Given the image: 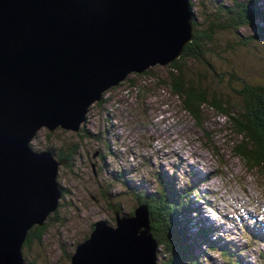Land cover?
I'll return each mask as SVG.
<instances>
[{
	"label": "rangeland",
	"instance_id": "rangeland-1",
	"mask_svg": "<svg viewBox=\"0 0 264 264\" xmlns=\"http://www.w3.org/2000/svg\"><path fill=\"white\" fill-rule=\"evenodd\" d=\"M256 1L264 10V0ZM190 2L195 26L208 28L212 39L204 48L205 63L185 59L188 76L196 85L202 82L210 101L216 96L237 114V90L245 83L264 86V37L252 24L229 27L224 6L234 11L253 0ZM165 66L149 67V74L130 73L110 87L103 101L88 106L79 130L58 126L49 132L42 126L36 131L31 148L49 150L66 162L57 171L62 193L48 215L53 219L39 241L22 246L25 264H71L76 245L96 221L115 224L113 206L130 215L140 205L139 193L169 181L175 190H186V209L177 219L185 224V242L194 245L195 264H264V219L258 215L264 210V175L234 155L242 137L227 115L204 105L198 122L183 109L162 81ZM201 227L209 229L215 249L210 240L195 237ZM219 245L233 256H223ZM162 258L167 257L157 260Z\"/></svg>",
	"mask_w": 264,
	"mask_h": 264
},
{
	"label": "water",
	"instance_id": "water-1",
	"mask_svg": "<svg viewBox=\"0 0 264 264\" xmlns=\"http://www.w3.org/2000/svg\"><path fill=\"white\" fill-rule=\"evenodd\" d=\"M190 0H0V264L54 212L62 190L44 126L77 131L88 106L130 73L177 60L193 39ZM94 223L71 264H156L147 205Z\"/></svg>",
	"mask_w": 264,
	"mask_h": 264
},
{
	"label": "trees",
	"instance_id": "trees-1",
	"mask_svg": "<svg viewBox=\"0 0 264 264\" xmlns=\"http://www.w3.org/2000/svg\"><path fill=\"white\" fill-rule=\"evenodd\" d=\"M236 5L238 6V4ZM190 7L192 8L191 2ZM224 7V11L228 13L227 25L229 27L233 26L237 29L252 24L257 27L258 34L256 35L264 37V10L256 0H253L252 4L241 3L234 11L231 8L232 6ZM192 16L193 39L185 45L181 56L177 60L165 66L166 78L162 81H165L170 90L177 95L183 109L198 122H200L199 116L204 105H209L211 108L227 115L234 130L242 137L240 142L236 143L233 148L234 155L245 161L249 170L256 169L264 175V86L245 83L237 90L241 100V112L237 114L225 108L221 99L216 96H213L210 101L208 91L203 86L200 78L196 82H201V86L194 84V81L188 76L191 71L185 59L189 58L194 63H205L204 48L209 43L207 41L212 39L208 28L202 31L197 29L194 15L192 14ZM256 20L262 21L263 24L257 25ZM150 69L148 68L143 73L149 74ZM101 101H103V98ZM198 127H200V123H198ZM171 185L172 182L170 181L168 184L161 182L157 189L138 194L139 204L147 205L150 233L156 243V264H181L187 261L194 263V245L185 242L188 237L185 234L186 227H181L185 224L177 219L181 210L186 209L184 201L186 190H175ZM113 209L123 214L117 207L113 206ZM133 213L130 215H133ZM52 219L53 217L49 216L42 226L34 225L29 229L23 244H29L33 239L39 241L47 228V224ZM208 235L209 229L201 227L196 232L195 237L200 240H210ZM210 241L213 243L211 248L215 249L217 246L216 240L211 239ZM219 246L223 256H233L225 250V245ZM160 252L161 254H159ZM159 255L167 258L157 260ZM28 264L34 263L28 262ZM235 264H239V262Z\"/></svg>",
	"mask_w": 264,
	"mask_h": 264
},
{
	"label": "bare ground",
	"instance_id": "bare-ground-1",
	"mask_svg": "<svg viewBox=\"0 0 264 264\" xmlns=\"http://www.w3.org/2000/svg\"><path fill=\"white\" fill-rule=\"evenodd\" d=\"M88 110H89V109H87V110H86V113H85V120H86V115H87V113H88ZM85 120H83V121L80 123V125H81ZM79 128H80V127H79ZM78 130H79V129H78ZM35 136H36V135H35ZM35 136H34V137H35ZM32 140H33V139H32ZM32 140H31V141H32ZM179 159H180V162H183L182 160L184 159V157L182 158V157L179 156ZM181 159H182V160H181ZM187 165H188V163H187ZM190 166H192V165H190ZM261 204H262V202H261ZM259 208H260V207H259ZM260 212H261V213H259V214H262V212H263V214H264V210H262V207L260 208ZM203 219H204V218H203ZM203 219H202V220H203ZM252 227H254V224L252 225ZM31 228H32V227H31ZM31 228H30V229H31ZM263 238H264V236H263ZM21 252H22V248H21ZM22 257H23V256H22ZM23 261H24V258H23ZM24 263H25V261H24Z\"/></svg>",
	"mask_w": 264,
	"mask_h": 264
},
{
	"label": "flooded vegetation",
	"instance_id": "flooded-vegetation-1",
	"mask_svg": "<svg viewBox=\"0 0 264 264\" xmlns=\"http://www.w3.org/2000/svg\"><path fill=\"white\" fill-rule=\"evenodd\" d=\"M57 159H61V158H57Z\"/></svg>",
	"mask_w": 264,
	"mask_h": 264
}]
</instances>
